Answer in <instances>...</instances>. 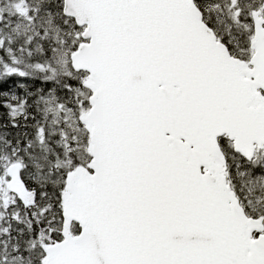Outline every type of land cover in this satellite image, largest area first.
I'll return each mask as SVG.
<instances>
[{
    "label": "snow or ice",
    "instance_id": "1",
    "mask_svg": "<svg viewBox=\"0 0 264 264\" xmlns=\"http://www.w3.org/2000/svg\"><path fill=\"white\" fill-rule=\"evenodd\" d=\"M0 264H264V0H0Z\"/></svg>",
    "mask_w": 264,
    "mask_h": 264
}]
</instances>
